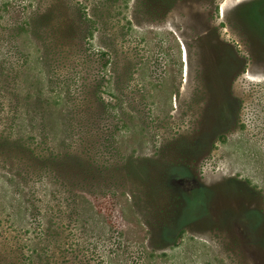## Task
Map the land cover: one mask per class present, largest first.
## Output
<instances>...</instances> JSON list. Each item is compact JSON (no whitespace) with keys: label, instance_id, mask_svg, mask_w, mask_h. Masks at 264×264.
Wrapping results in <instances>:
<instances>
[{"label":"rangeland","instance_id":"1","mask_svg":"<svg viewBox=\"0 0 264 264\" xmlns=\"http://www.w3.org/2000/svg\"><path fill=\"white\" fill-rule=\"evenodd\" d=\"M13 253L264 264V0H0Z\"/></svg>","mask_w":264,"mask_h":264},{"label":"trees","instance_id":"2","mask_svg":"<svg viewBox=\"0 0 264 264\" xmlns=\"http://www.w3.org/2000/svg\"><path fill=\"white\" fill-rule=\"evenodd\" d=\"M44 5V4H43ZM45 7V6H44ZM81 163V162H80ZM100 163H102V164H97V166L95 167V165H93V166H90V169H88L86 172H83V171H81V170H79L77 173H79V174H85V173H95V172H98V175H97V177H102V176H105V175H107L106 174V172L107 171H112L113 169H115L114 167H108L106 164H105V162H100ZM56 165V164H55ZM56 167H57V165H56ZM83 167H84V165L82 164V166L80 167L79 166V168L78 169H83ZM93 176H94V174H93ZM10 260H12V262L13 263H15V264H17V261H18V263L19 262H21L22 264H24V261H23V257H21L19 254H15V253H13V254H11L10 255ZM23 261V262H22Z\"/></svg>","mask_w":264,"mask_h":264}]
</instances>
